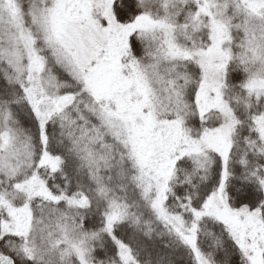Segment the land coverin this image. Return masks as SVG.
Returning a JSON list of instances; mask_svg holds the SVG:
<instances>
[{"label": "snow or ice", "instance_id": "obj_1", "mask_svg": "<svg viewBox=\"0 0 264 264\" xmlns=\"http://www.w3.org/2000/svg\"><path fill=\"white\" fill-rule=\"evenodd\" d=\"M0 264H264V0H0Z\"/></svg>", "mask_w": 264, "mask_h": 264}]
</instances>
